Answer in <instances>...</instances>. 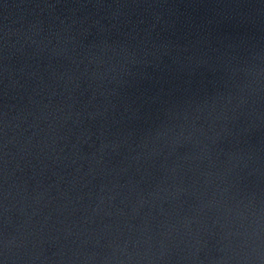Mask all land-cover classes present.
Masks as SVG:
<instances>
[{"label": "water", "instance_id": "water-1", "mask_svg": "<svg viewBox=\"0 0 264 264\" xmlns=\"http://www.w3.org/2000/svg\"><path fill=\"white\" fill-rule=\"evenodd\" d=\"M0 264H264V0H0Z\"/></svg>", "mask_w": 264, "mask_h": 264}]
</instances>
